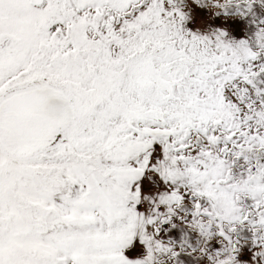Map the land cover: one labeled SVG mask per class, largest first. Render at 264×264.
<instances>
[{"label": "snow or ice", "instance_id": "snow-or-ice-1", "mask_svg": "<svg viewBox=\"0 0 264 264\" xmlns=\"http://www.w3.org/2000/svg\"><path fill=\"white\" fill-rule=\"evenodd\" d=\"M0 264H264V0H0Z\"/></svg>", "mask_w": 264, "mask_h": 264}]
</instances>
